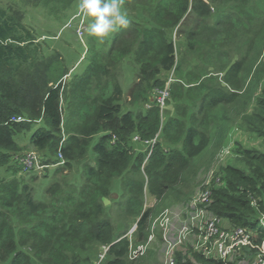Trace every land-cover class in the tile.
I'll use <instances>...</instances> for the list:
<instances>
[{
    "label": "trees",
    "instance_id": "trees-1",
    "mask_svg": "<svg viewBox=\"0 0 264 264\" xmlns=\"http://www.w3.org/2000/svg\"><path fill=\"white\" fill-rule=\"evenodd\" d=\"M52 1L69 8L79 0ZM123 7L128 26L103 41L90 36L84 68L68 82L72 68L46 56L34 32L0 9V264H96L103 245H110L106 264H128V231H116L104 205L116 179L121 196L114 203L145 240L156 215L145 198L160 201L174 191L191 161L229 137L237 117L264 140V0H124ZM175 31L186 39L180 63ZM127 58L136 70L135 98L138 90L144 100L164 88L169 79L161 74L174 71L177 116L160 126L158 107L123 111L117 70ZM20 115L32 121L12 120ZM34 121L44 124L29 144L61 149L63 165L78 163L84 179L52 181L44 200L22 176L2 177L8 163L2 151L17 150L15 136ZM159 129L149 154L131 151L133 138L150 142ZM241 160L243 168L222 169L209 210L229 228L250 231L253 244L243 249L257 256L264 241V151L243 149ZM196 260L227 264L200 253Z\"/></svg>",
    "mask_w": 264,
    "mask_h": 264
},
{
    "label": "rangeland",
    "instance_id": "rangeland-1",
    "mask_svg": "<svg viewBox=\"0 0 264 264\" xmlns=\"http://www.w3.org/2000/svg\"><path fill=\"white\" fill-rule=\"evenodd\" d=\"M79 2L80 0L69 8H65L62 4L52 0H50V4H46L44 0H0V9H5L7 12L14 14L34 32L42 43L46 56L61 60L68 68H72V76H69L70 71L64 76V82L70 81L75 73H80L83 70L85 65L83 62L84 57L87 55L89 47L91 35L87 32V25L91 18L79 13ZM175 33L176 31L174 34L171 32L180 63L181 52L186 50V39ZM262 59L264 60V51ZM189 60L191 61L192 59L189 58ZM117 71L124 91L121 102L123 111L130 109L135 113L145 114L147 110L158 107L161 119L160 126L170 117L178 115L176 107L178 104L173 99L170 91V84L174 82H171V76L174 71L163 72L161 76L167 78V80L169 79L166 86L152 91L144 100L145 94L140 90H138L136 98L133 97L131 90L136 81V70L128 58L123 60ZM159 99H163V101ZM63 106L65 107V103H63ZM241 120L242 118L240 119V117L235 119L231 134L220 146L206 150L202 155L190 162L184 174V180L175 187L174 191L172 190L160 201L151 198L149 195L145 198V206L153 205L156 211L155 217L169 209L173 224L166 236L158 234L160 231L157 232V239H155L151 249L143 258L134 262L128 261V264H166L164 254L166 244L168 240L173 241L176 239L183 229V226L181 227L182 223L190 221L193 214L191 208L193 202L197 201L203 193L218 185L219 177H221L220 173L224 167L228 165L244 167V163L241 160L243 149L257 148L264 151V140L243 127ZM43 124V121L24 123L28 127L27 130L20 131L15 136L18 140L17 150L2 151L8 162L7 165L2 167V177L11 179L14 176H22L24 183H28L35 188L34 197L37 200H44L45 188L52 181L70 180V182L76 184H81L84 181L78 163H74L71 169H67L64 165H57L59 155L55 150L50 151L48 148L40 150L29 144L32 134ZM160 130L150 142H139L133 138L129 142V148L134 154L140 152L149 154L153 146L160 140ZM31 151L41 155L42 163H49L50 167L43 170H25L26 168L17 165V159ZM16 168L19 170H15ZM112 188L115 193L107 198V202L104 201L106 216L111 219L117 232H129L136 221L127 219L119 210L118 205L114 203L121 196L119 179L114 181ZM204 207L209 217H211L210 203L204 204ZM221 224L223 229H231L223 220H221ZM183 241L182 244L177 245L174 249L175 264H199L196 260V253L201 254L196 248L198 241L197 230L192 231ZM253 250L252 248H247L235 252L227 261V264H256V253ZM99 251L98 249L95 250V256H97ZM101 264H106V260Z\"/></svg>",
    "mask_w": 264,
    "mask_h": 264
},
{
    "label": "built area",
    "instance_id": "built-area-1",
    "mask_svg": "<svg viewBox=\"0 0 264 264\" xmlns=\"http://www.w3.org/2000/svg\"><path fill=\"white\" fill-rule=\"evenodd\" d=\"M162 100L163 99H159ZM14 121H32L25 116H14ZM39 122V121H38ZM65 136L63 137L60 145L63 144ZM59 162L57 165H63L65 160L59 149ZM21 163L26 169H47L50 165L42 163V156L31 151L21 156ZM211 192L208 190L203 193L197 201H194L192 208V215L190 221L181 224L183 226L182 231L177 235L173 241L168 240L165 248L166 264H175L174 249L177 245L182 244L187 236L192 231L197 230L198 241L196 248L202 255L208 258L219 259L228 261L231 256L238 251H241L244 247H249L253 244L252 233L243 228L223 229L221 219L215 215L209 217L204 204L210 203ZM264 216L262 223L264 224ZM173 224V220L170 214V210L166 209L157 217H154L150 226V233L145 240H139L136 236L138 230V224L135 223L130 231L126 234L129 238V252L128 259L130 262L138 261L143 258L151 249L158 234L167 235L170 232V227ZM110 249V245H103L98 254L96 264H101ZM256 264H264V241L260 247V251L256 256Z\"/></svg>",
    "mask_w": 264,
    "mask_h": 264
},
{
    "label": "clouds",
    "instance_id": "clouds-1",
    "mask_svg": "<svg viewBox=\"0 0 264 264\" xmlns=\"http://www.w3.org/2000/svg\"><path fill=\"white\" fill-rule=\"evenodd\" d=\"M124 0H80L79 13L91 18L87 32L101 41L121 27H127L129 18Z\"/></svg>",
    "mask_w": 264,
    "mask_h": 264
},
{
    "label": "water",
    "instance_id": "water-1",
    "mask_svg": "<svg viewBox=\"0 0 264 264\" xmlns=\"http://www.w3.org/2000/svg\"><path fill=\"white\" fill-rule=\"evenodd\" d=\"M104 201H105V202H107V201H108V199H107V198H104Z\"/></svg>",
    "mask_w": 264,
    "mask_h": 264
}]
</instances>
